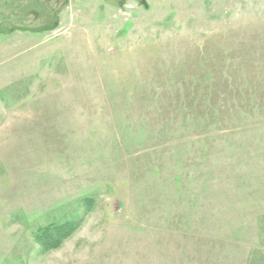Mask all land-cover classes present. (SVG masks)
Masks as SVG:
<instances>
[{
    "label": "rangeland",
    "instance_id": "1",
    "mask_svg": "<svg viewBox=\"0 0 264 264\" xmlns=\"http://www.w3.org/2000/svg\"><path fill=\"white\" fill-rule=\"evenodd\" d=\"M0 264H264V0H0Z\"/></svg>",
    "mask_w": 264,
    "mask_h": 264
},
{
    "label": "trees",
    "instance_id": "2",
    "mask_svg": "<svg viewBox=\"0 0 264 264\" xmlns=\"http://www.w3.org/2000/svg\"><path fill=\"white\" fill-rule=\"evenodd\" d=\"M83 220L84 217H80L72 221L52 224L49 227L41 229L36 236V241L40 245L41 251L46 252L49 249L58 247L64 239L80 227Z\"/></svg>",
    "mask_w": 264,
    "mask_h": 264
}]
</instances>
